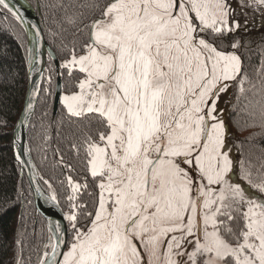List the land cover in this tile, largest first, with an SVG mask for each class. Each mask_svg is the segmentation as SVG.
<instances>
[{"label": "snow or ice", "instance_id": "1", "mask_svg": "<svg viewBox=\"0 0 264 264\" xmlns=\"http://www.w3.org/2000/svg\"><path fill=\"white\" fill-rule=\"evenodd\" d=\"M0 5L20 15L6 0ZM239 27L227 0L104 5L84 54L63 65L84 74L79 92L61 97L70 116L95 114L103 128L99 142L84 141L89 171L99 178L98 207L86 231L75 212L66 217L74 239L60 253L64 241L53 240L50 264H264V198L230 182L218 115L224 82L241 62L210 37ZM243 178L264 194V180Z\"/></svg>", "mask_w": 264, "mask_h": 264}, {"label": "trees", "instance_id": "2", "mask_svg": "<svg viewBox=\"0 0 264 264\" xmlns=\"http://www.w3.org/2000/svg\"><path fill=\"white\" fill-rule=\"evenodd\" d=\"M37 12L47 44L58 61L48 57L44 83L28 131V144L44 189L67 217L75 212L83 230L99 201V178L89 171L85 138L99 142L103 131L95 114L70 116L60 103L53 115L58 79L62 93L78 91L84 74L63 67L75 53L84 54L89 25L110 0H27ZM218 50L236 52L240 72L224 107L227 141L234 151L233 176L252 194L264 198L250 180H264V24L210 37ZM237 44L236 48L232 44ZM28 43L23 27L0 5V264H41L53 242L44 218L36 212L31 188L15 163L11 137L27 88ZM243 81V83H241ZM75 145L76 147H73ZM79 185L73 192L72 185ZM72 196L74 199L70 200ZM75 206V207H74ZM67 220L68 244L73 228ZM73 233V234H72ZM45 255V259L47 258ZM43 259V260H45Z\"/></svg>", "mask_w": 264, "mask_h": 264}, {"label": "water", "instance_id": "3", "mask_svg": "<svg viewBox=\"0 0 264 264\" xmlns=\"http://www.w3.org/2000/svg\"><path fill=\"white\" fill-rule=\"evenodd\" d=\"M6 2L11 9L19 11L20 15L16 17L23 27L28 43L27 88L21 112L12 131L13 157L15 163L20 167L21 178L25 177L30 185L36 212L44 218L52 239L64 241L57 252H65L69 240L65 214L53 196L42 186L28 144V131L41 95L47 58L50 57L56 67H58V61L46 42L42 22L32 5L27 0H6ZM61 94V81L58 79L53 99L54 116L57 114L61 103ZM29 104L32 105L31 108L28 107ZM57 227H59V232L56 230ZM51 253L45 259L48 264H50ZM57 259H63L62 255H58Z\"/></svg>", "mask_w": 264, "mask_h": 264}, {"label": "rangeland", "instance_id": "4", "mask_svg": "<svg viewBox=\"0 0 264 264\" xmlns=\"http://www.w3.org/2000/svg\"><path fill=\"white\" fill-rule=\"evenodd\" d=\"M227 4L229 5V17H230V20H234V21H236V22H238L240 24V27L238 29L249 28V27H252V26H257V25L264 24V5H261L258 2V0H227ZM238 29H235L234 31H236ZM230 53H234L235 55H237L236 52H230ZM238 58H239V56H238ZM239 60H240V58H239ZM72 68H78V66H73V67H71V69ZM237 77H238V75L236 76V78ZM236 78L234 80H230V81L224 82L227 85V88H226V90L224 92L220 93V96H219V100H218L219 113H218V115L220 116V118L223 119V121H224V107H225V104H226L227 100L230 97L231 87H232L233 82L236 80ZM77 92H79V89H78V91H76L74 93H77ZM74 93H62L61 97L62 96H69V95H72ZM60 102H61V100H60ZM227 136H228V133H227V129H226V141H227ZM101 146H103V145L101 144ZM227 146H228V149L230 150L229 151V157L232 160V168H234V164H235L234 151H233L232 147L229 145L228 141H227ZM229 175L231 176V181L230 182L238 183L235 180L232 172L229 173ZM193 176H195L194 173H193ZM204 184L206 185L207 182L204 181ZM239 185L242 187V189H244L246 191V193H248L250 195H253L257 199H260V197H258L256 195L252 194L251 192H249V190L246 189L243 185H241V184H239ZM196 186L199 187V182L198 181H197ZM210 187H211V189L213 190V192L215 194L219 193L220 186L212 185ZM99 193H100V191H99ZM97 207H98V205H97ZM73 239H74V234H73V237L71 238L70 243L73 241ZM70 243L68 244L66 251H68V247H69ZM190 250L191 249L189 248V251ZM141 251H142V249H141ZM43 259H45V255L43 256ZM146 259H147V257H145V260Z\"/></svg>", "mask_w": 264, "mask_h": 264}, {"label": "crops", "instance_id": "5", "mask_svg": "<svg viewBox=\"0 0 264 264\" xmlns=\"http://www.w3.org/2000/svg\"><path fill=\"white\" fill-rule=\"evenodd\" d=\"M75 69H78V68H75ZM79 70V69H78Z\"/></svg>", "mask_w": 264, "mask_h": 264}]
</instances>
